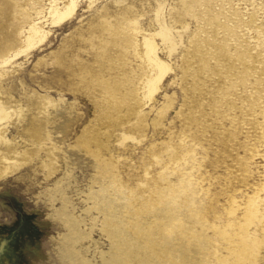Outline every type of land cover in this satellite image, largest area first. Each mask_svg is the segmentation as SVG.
Returning a JSON list of instances; mask_svg holds the SVG:
<instances>
[{
  "label": "rangeland",
  "instance_id": "1",
  "mask_svg": "<svg viewBox=\"0 0 264 264\" xmlns=\"http://www.w3.org/2000/svg\"><path fill=\"white\" fill-rule=\"evenodd\" d=\"M47 2L0 3V128L28 150L0 176V264H116L85 199L110 171L149 205L159 191L194 197L210 225L189 264H264V0H76L25 47L31 8ZM150 35L168 67L146 95L158 72L145 52ZM56 180L88 231L76 242L65 236ZM254 202L262 224L247 216ZM248 248L254 255L239 262Z\"/></svg>",
  "mask_w": 264,
  "mask_h": 264
},
{
  "label": "bare ground",
  "instance_id": "2",
  "mask_svg": "<svg viewBox=\"0 0 264 264\" xmlns=\"http://www.w3.org/2000/svg\"><path fill=\"white\" fill-rule=\"evenodd\" d=\"M1 2L2 6L6 4L5 0H1ZM6 6H8V3ZM75 7L76 0H65L62 2L58 0H48L45 9H36V7L33 6L31 9L35 12V15L29 20L27 17L28 24L25 34L23 33V38L26 43L25 47L37 44L34 42L42 40L48 35V29L44 28V24L50 23L55 25L62 22L72 14ZM11 14L9 11V15ZM14 18L16 19L17 17ZM40 22H43V24H40ZM159 32L162 34L163 41L164 39L167 40L170 38L169 32L164 28H160ZM6 42L5 38V43ZM11 42L13 43V40H11ZM143 42L147 56L154 62L158 71L154 76L147 79L146 95H151V93L157 88V83L168 65L156 55L155 51L157 45L151 35L144 36ZM13 44L15 45V43ZM12 50H14V48ZM16 53H19V51H16L14 54L16 55ZM11 55L7 56L6 53L7 58L4 56L5 58L2 62L7 61ZM19 106H21L20 103L18 107ZM7 116L8 111L0 101V122ZM31 133L33 137H31L32 142H30L36 144V132L33 130ZM108 134H110V132ZM37 135H40V132H37ZM102 146L104 148L105 144L99 145V147ZM27 151L28 150L26 149H18V146L13 143V141L10 142L0 128V176H3L9 171L12 172L14 167L11 166L10 161L15 157L16 160H19V155H22V152ZM3 152H5L6 155L3 154ZM11 154L14 157L11 156ZM45 162H47V160H45ZM92 182H95L96 184H91L85 192V199L89 203L86 207V211L91 212L89 216L93 221V225L98 223L99 229L104 231L108 237V247L106 248L104 255L110 262L116 264H189L192 261V255L188 251L191 249L192 245L196 244L197 247L199 246L198 248L194 247L196 249L207 245L208 235L205 233V228H208V225L210 224L207 223L205 217L201 218L200 211L194 204L196 202L194 197L185 194L186 196L184 195L185 197L183 199L180 191H159L158 202L155 205H149L145 198L136 194V192L129 187L127 181L118 179L116 174H113V171L105 172L104 174L98 173V175L92 179ZM185 182L187 184L185 183L184 187L187 188L190 181L186 179ZM55 187L57 189V197L61 202V206H58L59 212L65 215L66 229L68 231L65 236L67 239L76 242L88 235V231L81 228L83 217L74 215L71 210H68V199L63 195V188L59 180H56ZM168 188L169 187H167V189ZM258 207L259 203H255V206H250V208L247 209V213L249 212L247 216H253L256 219H259L260 224H262L263 222L261 220L263 215ZM226 234L228 233L226 232ZM248 234L252 235L251 233ZM187 239H192V241H189L191 243H187ZM249 248L237 253L236 259H239V262L242 259L248 258L246 252H249L251 256L254 255L252 252L254 250ZM178 249L181 253L179 252L180 254H178L176 252L178 254L176 257L177 254L175 255V250L178 251ZM79 250L80 249H72L69 253ZM197 259H199V257Z\"/></svg>",
  "mask_w": 264,
  "mask_h": 264
}]
</instances>
